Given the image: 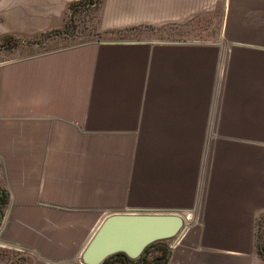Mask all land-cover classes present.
I'll return each instance as SVG.
<instances>
[{"label": "crops", "instance_id": "crops-1", "mask_svg": "<svg viewBox=\"0 0 264 264\" xmlns=\"http://www.w3.org/2000/svg\"><path fill=\"white\" fill-rule=\"evenodd\" d=\"M72 1L0 0V36L60 28ZM139 23L202 33L0 60V245L69 260L105 215L169 210L167 264H264V0H105L94 25Z\"/></svg>", "mask_w": 264, "mask_h": 264}, {"label": "rangeland", "instance_id": "rangeland-1", "mask_svg": "<svg viewBox=\"0 0 264 264\" xmlns=\"http://www.w3.org/2000/svg\"><path fill=\"white\" fill-rule=\"evenodd\" d=\"M105 0H92V3L86 7L80 6L69 17V25L63 32L48 31L44 34L13 41L6 45H0V60L10 57L22 55L25 53H33L49 48H54L62 45H66L73 42L88 40L91 38H117V39H134V38H164L175 37L176 33H187V35L197 34L200 35L201 30H191L184 28H175L173 26H154L152 24H134L128 27L116 30L109 34L97 31L95 28V22L98 20V13L104 5ZM216 21V14H209L194 21V25H198V28L205 30L209 25L211 26ZM214 33V32H213ZM216 33V32H215ZM7 206V195L4 189L1 188L0 192V212L3 213ZM174 238V237H173ZM170 239V238H169ZM169 239H164L166 243ZM172 239V238H171ZM254 247L259 253V248L264 250V211L257 215L255 219V235H254ZM155 251L151 250L149 254H153ZM165 252V251H164ZM261 254V253H259ZM262 256V255H261ZM264 258V257H263ZM78 259L72 258L69 260H62L59 262L47 261L35 256L33 253L22 250L14 249L0 245V264H77ZM162 264H167V260L161 261Z\"/></svg>", "mask_w": 264, "mask_h": 264}, {"label": "water", "instance_id": "water-1", "mask_svg": "<svg viewBox=\"0 0 264 264\" xmlns=\"http://www.w3.org/2000/svg\"><path fill=\"white\" fill-rule=\"evenodd\" d=\"M1 192V189H0ZM2 213L0 212V221ZM182 217L169 210L130 209L114 211L99 220L76 258L77 264H98L120 254L124 261L146 254L147 248L176 237ZM166 256L170 252V245ZM74 264V263H71Z\"/></svg>", "mask_w": 264, "mask_h": 264}, {"label": "flooded vegetation", "instance_id": "flooded-vegetation-1", "mask_svg": "<svg viewBox=\"0 0 264 264\" xmlns=\"http://www.w3.org/2000/svg\"><path fill=\"white\" fill-rule=\"evenodd\" d=\"M165 244H155L153 247L147 248L146 254H144L143 256L140 255L133 259H127V261H124V258L120 254H117L114 255L111 259L110 257L104 258L98 264H161V261L166 260L168 256H166L167 248ZM159 246L164 247L165 252L161 253V251H159L158 249ZM151 250H154L155 252L151 255H147V253L149 254Z\"/></svg>", "mask_w": 264, "mask_h": 264}, {"label": "trees", "instance_id": "trees-1", "mask_svg": "<svg viewBox=\"0 0 264 264\" xmlns=\"http://www.w3.org/2000/svg\"><path fill=\"white\" fill-rule=\"evenodd\" d=\"M91 3H92V0H74V1H72L68 6V11H67L66 18L64 20L63 25L60 28L54 29L53 31L63 32V30H66V28L69 25V20L67 18L68 15L70 17L72 15V13L75 10H77L80 6L86 7ZM42 34H44V33H42ZM16 40H18L17 37H14L11 35H3V36H0V45H6L9 43H13V41H16ZM158 249H159V251H161V253H163L165 251V248L162 246H159ZM259 253H261L260 255H262V257H264L263 248H259ZM162 261H165V260H162Z\"/></svg>", "mask_w": 264, "mask_h": 264}, {"label": "bare ground", "instance_id": "bare-ground-1", "mask_svg": "<svg viewBox=\"0 0 264 264\" xmlns=\"http://www.w3.org/2000/svg\"><path fill=\"white\" fill-rule=\"evenodd\" d=\"M179 214V213H178ZM188 218H189V216H188ZM189 222H190V220H189ZM183 235V234H182Z\"/></svg>", "mask_w": 264, "mask_h": 264}]
</instances>
